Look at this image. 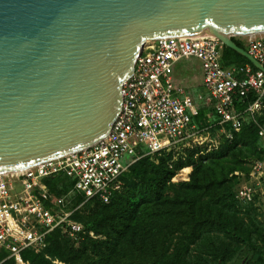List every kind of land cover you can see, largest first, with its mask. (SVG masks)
I'll return each instance as SVG.
<instances>
[{
    "label": "water",
    "instance_id": "95a60500",
    "mask_svg": "<svg viewBox=\"0 0 264 264\" xmlns=\"http://www.w3.org/2000/svg\"><path fill=\"white\" fill-rule=\"evenodd\" d=\"M264 34V0H0V175L104 139L147 41Z\"/></svg>",
    "mask_w": 264,
    "mask_h": 264
},
{
    "label": "built area",
    "instance_id": "2783aa9c",
    "mask_svg": "<svg viewBox=\"0 0 264 264\" xmlns=\"http://www.w3.org/2000/svg\"><path fill=\"white\" fill-rule=\"evenodd\" d=\"M240 38L245 52L264 68V34ZM222 49L223 44L212 37L147 41L131 77L121 86V107L104 139L22 172L0 175V249L15 264H27L22 252L41 251L53 230L70 236L83 233L82 226L71 220L64 198H51L44 179L62 175L72 181L71 191L85 201L106 204L120 187L119 177L138 159L139 145H146L144 154L155 155L189 138L195 128L192 119L203 102L212 104L222 135L229 139L246 120L259 116L264 111V72L249 64L224 67ZM192 59L200 64L206 91L204 98L198 95L196 100L175 84L173 76L178 63ZM250 93L255 99L244 111H236L235 104ZM258 135L264 138L263 128ZM124 154L133 156L126 166L119 161ZM248 175L253 181L241 184L235 194L244 204L262 195L264 160L253 161Z\"/></svg>",
    "mask_w": 264,
    "mask_h": 264
},
{
    "label": "trees",
    "instance_id": "16d2710c",
    "mask_svg": "<svg viewBox=\"0 0 264 264\" xmlns=\"http://www.w3.org/2000/svg\"><path fill=\"white\" fill-rule=\"evenodd\" d=\"M231 40L237 47L246 51L240 37H233ZM222 64L224 67L249 64L255 69L245 58L224 46ZM174 82L178 85L175 78ZM254 99L253 93L248 94L241 102L235 104L236 111H244ZM208 112L215 121H218L212 104H200L198 115L192 119V124L195 126L200 119L205 120ZM225 128L228 130L229 125H225ZM259 128L264 129V111L255 119L246 120L237 133H232L230 139L221 136V144L217 150L198 155L196 158L194 157L200 152V148L190 151L184 161L177 159L171 164L170 153L159 154L157 164L149 161V157L154 155L137 153L138 159L119 177V183L123 184L122 188L120 185L108 203L104 204L95 199L85 201L80 196L73 197V206L81 202L84 206L90 204L100 206L101 216L99 219L93 216L89 220V228L103 235L105 239L92 241L87 236L79 237L77 240L84 247L83 251L87 250L89 253H77L70 245L62 246L57 243L54 233L59 229H56L45 237V245L51 243L54 247L53 250L46 252L47 256L57 255L64 264H125L128 249L140 255L146 244L149 250L146 249L145 254L152 258V262L146 264H204L205 257H199L194 263L187 260L189 246L203 241L210 244V247L202 245L204 247L202 252H205L203 254L207 257L212 256L217 264H224V255L216 252V248L207 237L211 233L220 232L226 234L232 241L247 246L249 264H264V226L255 221L249 224L251 227L255 224L253 230L258 233L254 242H251L250 238L253 230L247 229L248 232L242 233L237 231L234 225L230 227L231 219L236 217L239 207L253 218L258 217L260 213L254 203L241 205L235 198V192L242 182L239 175L246 174L253 161L264 160V151H256L257 157L251 160L237 157L236 162L228 163V167L225 165L229 162L227 158L229 155L235 158L236 152L253 142ZM188 166L192 167L189 181L172 186V195H167L170 180L179 170ZM234 172H238V175ZM43 182L49 193L54 192L55 182L63 184L62 189L72 190V181L62 175L44 179ZM70 218L77 223L82 221L79 214L71 215ZM85 225L88 230L87 222ZM156 233H160L157 240L158 250L153 244L156 242ZM172 234H178L183 243L179 250L169 254L162 239ZM0 255L6 258L3 262L0 260L1 264H13V260L7 259L5 252H0ZM22 258L28 264H53L51 260L45 258L44 253L24 251Z\"/></svg>",
    "mask_w": 264,
    "mask_h": 264
},
{
    "label": "rangeland",
    "instance_id": "374dc122",
    "mask_svg": "<svg viewBox=\"0 0 264 264\" xmlns=\"http://www.w3.org/2000/svg\"><path fill=\"white\" fill-rule=\"evenodd\" d=\"M174 78L175 81L178 83L179 87H181L185 93L190 96L193 100H196L198 95H201L203 98L206 96L205 89L201 86V69L200 64L196 60H188V61H182L178 63L174 67ZM203 104H205L203 102ZM204 118L200 119L197 122V125H195V128L191 132V136L175 147L171 148L168 151H164L166 154L170 153V164L177 159L184 161L186 159L188 153L196 148H200V152L195 155L194 158H196L198 155L201 154H207L210 151L217 150L221 144V136L222 135V129L218 125V121H215V118L211 116L210 112H208L207 118L203 120ZM225 128V127H224ZM223 128V129H224ZM226 129V128H225ZM224 129V130H225ZM259 130V129H258ZM208 138V139H206ZM203 143V144H202ZM256 151H264V138L259 137L257 132V137L255 139L253 138V142L249 143L245 149L241 148L238 153L236 152L237 156L233 158L231 155H229L227 158L229 162H227L225 165H229L228 163H234L237 160V157L240 159H249L256 158L257 154ZM146 152V145L140 144L139 145V153ZM162 153V152H161ZM159 153L160 155H162ZM159 154H155L154 156L149 157V161L153 164H157ZM133 159V156L124 154L120 158V163L122 166H126L131 163ZM258 161V160H256ZM228 167V166H227ZM250 167V166H249ZM182 170V169H181ZM179 170L175 176L170 180V186L166 190V194L171 196L172 195V186H176L178 183L181 182H188L189 181V175L191 174L192 167H184V171L180 172ZM236 175H238V172H234ZM249 171L246 174L239 175L242 182L240 183H250L253 181L249 177ZM121 188L123 186L122 182H120ZM239 185V186H240ZM54 192L50 193L51 198L57 199V198H64V205L66 206V210L71 213V215L79 214L82 216V221H78V223L82 226L83 233L78 236H70L68 233H66L63 230H59L54 233V238L56 239L57 243L65 246L70 245L73 251H77L84 254H88L89 251H83V246H81L77 239L79 237L87 236L92 241H101L105 238L103 235L95 233L89 225V220L93 218V216H97L99 219L101 214H99V205L90 204L89 206H84V203L81 202L79 204L74 205L73 197L78 196L75 191H69L68 189H62L63 184H59L58 182L53 183ZM237 191V190H236ZM236 194V192H235ZM241 203V202H240ZM254 205L258 207V211L260 212L258 214V217H251V215H247L243 208L239 207L238 214H236V217L231 219L230 227H233V225L236 227V230L240 232H248L249 230L252 231L253 227H255V224L253 227H251L249 224L251 221H255V223H261L264 226V186L262 187V195L258 194L256 199L253 201ZM241 205H244V203H241ZM73 208H72V207ZM245 209V208H244ZM250 216V217H249ZM257 218V219H256ZM255 219V220H254ZM87 222L88 230H86L85 223ZM257 223V224H258ZM260 224V225H261ZM249 229V230H247ZM251 242H254L257 238L258 233H256L255 230L251 232ZM155 240L156 242L153 243L156 250L159 249L158 246V238L160 237V233L155 234ZM210 242L214 245L216 248V252L218 254L224 255V264H249L247 259L249 255H246L247 253V246L245 244H240L235 241H232L226 234L220 233V232H214L211 233L209 236ZM162 242L165 247H167V251L169 254H172L173 251H177L181 248V244L183 243V240L179 237L178 234H172V235H166L163 237ZM145 243V242H144ZM202 245H206L207 247H210L209 242H203L200 241L199 243L195 245L189 246V253L187 255V260L194 263V261L199 260V257H205L206 262L204 264H217L218 262L212 257L205 256L202 252L204 250V247ZM53 245L51 243H46L44 248L40 251V253L45 254V258L48 260H51L53 264H64L59 256L49 257L47 256L46 252L49 250H53ZM144 251L141 252L140 255H137L134 252H130L128 249L126 252V258L124 259L125 264L126 263H136L141 262L142 264L151 263L152 258H149V255L147 256L145 253L146 249L149 250L148 246L145 244ZM208 249V248H207ZM1 262L5 261L6 258H4L2 255H0ZM0 262V264H1Z\"/></svg>",
    "mask_w": 264,
    "mask_h": 264
},
{
    "label": "crops",
    "instance_id": "0c3cea01",
    "mask_svg": "<svg viewBox=\"0 0 264 264\" xmlns=\"http://www.w3.org/2000/svg\"><path fill=\"white\" fill-rule=\"evenodd\" d=\"M26 251H31V250H26ZM0 252H5L6 253V251H4V250H2V249H0ZM24 252V251H23ZM22 252V253H23ZM31 252H33V251H31ZM33 253H35V252H33ZM38 253H40V251L38 252ZM7 254V253H6ZM22 257V256H21ZM7 259H11L9 256H8V254H7ZM23 259V258H22ZM11 260H13V259H11ZM23 261H25V260H23ZM27 264H28V262L27 261H25ZM13 264H15V262L13 261Z\"/></svg>",
    "mask_w": 264,
    "mask_h": 264
},
{
    "label": "bare ground",
    "instance_id": "6f19581e",
    "mask_svg": "<svg viewBox=\"0 0 264 264\" xmlns=\"http://www.w3.org/2000/svg\"><path fill=\"white\" fill-rule=\"evenodd\" d=\"M184 171V169H182L180 172H183ZM22 172V171H21Z\"/></svg>",
    "mask_w": 264,
    "mask_h": 264
}]
</instances>
